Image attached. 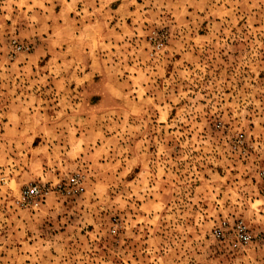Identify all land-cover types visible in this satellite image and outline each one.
<instances>
[{
    "label": "rangeland",
    "instance_id": "obj_1",
    "mask_svg": "<svg viewBox=\"0 0 264 264\" xmlns=\"http://www.w3.org/2000/svg\"><path fill=\"white\" fill-rule=\"evenodd\" d=\"M50 1L0 0V264H264V0Z\"/></svg>",
    "mask_w": 264,
    "mask_h": 264
},
{
    "label": "built area",
    "instance_id": "obj_2",
    "mask_svg": "<svg viewBox=\"0 0 264 264\" xmlns=\"http://www.w3.org/2000/svg\"><path fill=\"white\" fill-rule=\"evenodd\" d=\"M264 177V165L260 172ZM65 192L68 196H75L81 194L83 191L82 178L79 174L70 175L64 183H58L56 189ZM47 194V190L38 185H29L24 187L19 193L17 203L23 208L37 207L40 205ZM213 235L218 240H225L231 238L235 244H246L251 240V234L246 225L239 220L229 226L223 223V226H219L214 230Z\"/></svg>",
    "mask_w": 264,
    "mask_h": 264
},
{
    "label": "crops",
    "instance_id": "obj_3",
    "mask_svg": "<svg viewBox=\"0 0 264 264\" xmlns=\"http://www.w3.org/2000/svg\"><path fill=\"white\" fill-rule=\"evenodd\" d=\"M51 1H53V0H51ZM87 2H88V0H58L56 2V4H60V8H59V14H60L62 12L65 13L66 12V11H64L65 8H67L69 6H72L73 3L75 4V6L79 7L78 6L79 4L80 5H85ZM87 4L91 5L90 2H88ZM82 12H85V10H83L82 8L79 7V12L77 14H81ZM89 13H90V11H89ZM68 15H69V17L73 16V18H75L74 15H71L70 13ZM26 258H29V257L27 256Z\"/></svg>",
    "mask_w": 264,
    "mask_h": 264
}]
</instances>
